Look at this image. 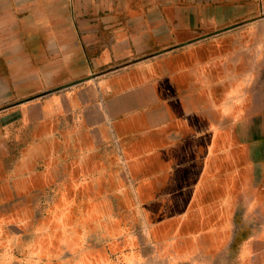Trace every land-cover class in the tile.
<instances>
[{
	"label": "rangeland",
	"instance_id": "1",
	"mask_svg": "<svg viewBox=\"0 0 264 264\" xmlns=\"http://www.w3.org/2000/svg\"><path fill=\"white\" fill-rule=\"evenodd\" d=\"M200 61L213 57L191 59L183 84L163 79L123 101L80 89L102 74L22 89L15 100L76 86L101 105L57 122L61 136L39 153L20 144L36 143L35 122L11 127L0 147V264H264V218L230 183V160L244 166L252 146L247 121L215 112L214 75L197 73Z\"/></svg>",
	"mask_w": 264,
	"mask_h": 264
},
{
	"label": "crops",
	"instance_id": "2",
	"mask_svg": "<svg viewBox=\"0 0 264 264\" xmlns=\"http://www.w3.org/2000/svg\"><path fill=\"white\" fill-rule=\"evenodd\" d=\"M195 57H213L197 73L214 75L215 112L247 121L252 146L244 166L230 160V183L264 218V0H0V147L24 119L36 123L28 133L36 143L20 142L22 153H39L46 137L61 136L57 122L101 105L76 86L15 100L22 89H45L46 75L102 74L80 89L95 85L123 101L126 91L157 89L163 79L172 84L165 88L185 83Z\"/></svg>",
	"mask_w": 264,
	"mask_h": 264
}]
</instances>
